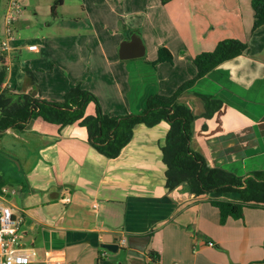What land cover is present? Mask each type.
<instances>
[{
  "label": "crops",
  "instance_id": "0c3cea01",
  "mask_svg": "<svg viewBox=\"0 0 264 264\" xmlns=\"http://www.w3.org/2000/svg\"><path fill=\"white\" fill-rule=\"evenodd\" d=\"M17 1L16 31L31 20L21 8L26 0ZM141 2L124 0L122 12L102 10L110 19H90L95 32L58 37L57 44L44 36L19 39L12 30L10 49L0 47L8 67L3 89L63 100L80 84L97 96L104 113L139 114L151 96H171L196 76L198 54L213 51L224 39L246 41V54L197 81L182 102L197 116L192 147L209 166L240 177L264 171V25L251 33L252 0H160L149 4L145 23H138L132 16ZM51 7L34 10L46 16L43 24L49 28L59 19L57 14L50 21ZM119 23L141 37L144 57L119 58L126 39ZM61 26L81 29L80 23ZM162 46L174 61L154 66ZM26 69L34 74L37 89ZM202 96L220 102L210 118L203 116ZM86 114H95L93 104ZM168 130L166 122L136 127L116 159L97 152L79 123L61 127L39 117L23 132L5 131L0 189L15 191L7 202L24 217L20 233L30 247L21 246L35 250L33 264H264L257 263L264 258V210L246 209L243 219L221 225L219 210L208 198L239 200L238 194L195 196L186 184L166 189L161 148ZM103 244H117L119 250L111 252Z\"/></svg>",
  "mask_w": 264,
  "mask_h": 264
},
{
  "label": "trees",
  "instance_id": "16d2710c",
  "mask_svg": "<svg viewBox=\"0 0 264 264\" xmlns=\"http://www.w3.org/2000/svg\"><path fill=\"white\" fill-rule=\"evenodd\" d=\"M166 0H163L165 3ZM64 0H55L51 7L53 19L57 18V9ZM254 24L251 33L264 25V0H252ZM125 37L133 33L121 26ZM249 50L246 41L224 39L213 51L202 52L194 58L196 76L181 85L171 96L155 94L147 100L146 108L139 114L113 116L104 113L97 96L83 89L81 85L71 88L63 100H46L32 94L16 95L3 89L8 67L6 55L1 52L0 66V140L5 131L23 132L27 124L36 118L66 127L79 123L87 130L91 146L108 159H116L131 142L136 127L144 125L154 127L161 122L169 125L165 145L161 148V157L166 166V189L172 191L187 183L195 196L210 194H238L239 200L210 197L208 202L220 213V224L229 219H243L246 209L264 210V171L253 172L240 177L221 168L208 165L206 158L192 147L193 124L197 119L193 110L182 102L186 92L197 81L204 78L223 63L235 59ZM174 57L162 46L158 49V58L153 63H172ZM27 78L37 89L34 74L26 69ZM205 102V118H210L220 107V102L202 96ZM93 104L95 114L87 115V107ZM155 260L156 253L150 252ZM264 263V261H262Z\"/></svg>",
  "mask_w": 264,
  "mask_h": 264
},
{
  "label": "rangeland",
  "instance_id": "374dc122",
  "mask_svg": "<svg viewBox=\"0 0 264 264\" xmlns=\"http://www.w3.org/2000/svg\"><path fill=\"white\" fill-rule=\"evenodd\" d=\"M7 1L8 0H0V41H3L4 38L6 39V36L4 33L6 29V26L4 25V18L7 14L8 5H9V2ZM64 1H65L64 7L61 8L62 7L61 6L57 9V14L59 16L58 17L59 19L58 18H57L58 20L56 19L57 21L53 23L54 26L52 28H49L43 24V22L45 21L44 18L46 16L41 14V12H40V15H36L34 13V10H37V7H39V9L42 11L47 10V8H49L50 6L54 4L55 0H26L25 2L22 1L21 8L31 13V20L28 21L30 24L20 23V25H18L20 26V28L17 31L13 27L14 25L11 26L12 30L15 33V36L19 39H24V40H32V39H37L38 37L44 36V37L50 38L49 44H57L58 37L67 36V35L68 36L78 35L79 33L90 34V33L95 32V30H93L92 28H89L90 27L89 24L91 23L90 19L93 20L95 23L98 21L106 22L107 20L110 19V17L106 15V13L103 12L102 10L110 9V7H112L115 13V11L122 12L124 11V8H125L124 0H64ZM157 1H160V0H142L140 7L138 8L140 12L133 15L132 19L137 21L138 23H143V22L145 23V13L146 11H148L149 4L154 6V4ZM126 9L127 7L125 8V11ZM49 19L50 21H52L53 18H49ZM37 20L40 21L41 23L40 25L36 23ZM75 22L80 23L81 29L75 28L73 30H69L61 26L67 23L76 24ZM131 23L134 25L133 21H131ZM58 24L60 26L57 27L56 29L55 27ZM121 26L119 23L120 28ZM55 54H57V56L55 55L53 57L55 59H58V57L60 56L58 55V51L55 52ZM0 57H1V51H0ZM53 67L54 66L52 64L51 68ZM3 165L0 162V171L2 173L4 172V169L2 168ZM20 243L21 244L25 243L26 247H30L29 241L27 240V238H23V235L21 233H20ZM106 252L108 255L112 254L108 251ZM39 257H42V256L39 254ZM259 261L260 262H257V263H262V261H264V258Z\"/></svg>",
  "mask_w": 264,
  "mask_h": 264
},
{
  "label": "built area",
  "instance_id": "2783aa9c",
  "mask_svg": "<svg viewBox=\"0 0 264 264\" xmlns=\"http://www.w3.org/2000/svg\"><path fill=\"white\" fill-rule=\"evenodd\" d=\"M20 12V5L17 0H9L5 21L4 41H0L2 51H8L9 39L12 34L11 26L17 21ZM37 50L36 45L29 47ZM15 194L9 187L0 189V264H33L36 252L34 249L25 250L20 243V230L24 217L16 215L13 207L7 202L8 194ZM210 245L213 243L209 242Z\"/></svg>",
  "mask_w": 264,
  "mask_h": 264
},
{
  "label": "water",
  "instance_id": "95a60500",
  "mask_svg": "<svg viewBox=\"0 0 264 264\" xmlns=\"http://www.w3.org/2000/svg\"><path fill=\"white\" fill-rule=\"evenodd\" d=\"M145 56V47L143 45L141 37L137 33H133L126 38L119 47V58L121 60H128V59H136L142 58ZM37 92L34 91L32 96H36ZM188 185L187 183H184ZM182 184V185H184ZM180 185V186H182ZM178 186V187H180ZM189 186V185H188ZM190 188V186H189ZM176 189V188H175ZM103 248L111 251L117 252L119 250V246L117 244H103Z\"/></svg>",
  "mask_w": 264,
  "mask_h": 264
},
{
  "label": "flooded vegetation",
  "instance_id": "af4514ba",
  "mask_svg": "<svg viewBox=\"0 0 264 264\" xmlns=\"http://www.w3.org/2000/svg\"><path fill=\"white\" fill-rule=\"evenodd\" d=\"M4 166V165H3Z\"/></svg>",
  "mask_w": 264,
  "mask_h": 264
}]
</instances>
